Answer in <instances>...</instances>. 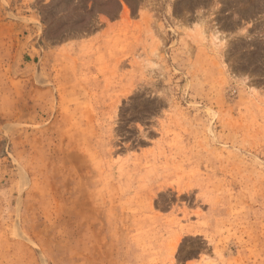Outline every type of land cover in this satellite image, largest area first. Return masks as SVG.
<instances>
[{
    "label": "rangeland",
    "instance_id": "rangeland-1",
    "mask_svg": "<svg viewBox=\"0 0 264 264\" xmlns=\"http://www.w3.org/2000/svg\"><path fill=\"white\" fill-rule=\"evenodd\" d=\"M0 264H264V0H0Z\"/></svg>",
    "mask_w": 264,
    "mask_h": 264
}]
</instances>
